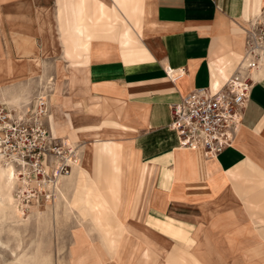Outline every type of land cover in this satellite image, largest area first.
I'll return each mask as SVG.
<instances>
[{
  "label": "crops",
  "instance_id": "crops-1",
  "mask_svg": "<svg viewBox=\"0 0 264 264\" xmlns=\"http://www.w3.org/2000/svg\"><path fill=\"white\" fill-rule=\"evenodd\" d=\"M262 6L264 0H0L4 32L14 34L9 51L0 47V81L14 80L25 65V80L63 74L48 128L55 136L62 126L56 118L70 126L73 119L68 138L92 139L64 179L67 204L92 221L111 264H264V67L253 74L232 147L218 157L179 147L167 128L171 104L194 89L216 88L233 71L243 28ZM48 13L61 42H48ZM82 177L88 185L81 192L95 200L72 206ZM82 257L95 264L94 255Z\"/></svg>",
  "mask_w": 264,
  "mask_h": 264
},
{
  "label": "rangeland",
  "instance_id": "rangeland-1",
  "mask_svg": "<svg viewBox=\"0 0 264 264\" xmlns=\"http://www.w3.org/2000/svg\"><path fill=\"white\" fill-rule=\"evenodd\" d=\"M45 16L49 19L54 31L53 40H48V42H61L55 18L50 16V13ZM2 21L0 20V47H6L5 51H7L8 41H13L14 34L12 32L6 35V31L4 32L6 28L2 26L4 22ZM13 24V21L9 24L10 29ZM0 50L2 51V48ZM21 54L19 53L15 58L21 60L22 63L27 62L25 58H19L23 57ZM11 59L15 60L12 56ZM26 67L28 66L25 65L23 69ZM23 69L18 74L20 76L17 75L14 80L0 81V104L9 110L15 109L19 115L25 113L29 118L35 117L41 101L43 103L41 109L44 108L43 115L36 116L40 130H44L46 137L51 135L56 139L54 140L55 145L52 144L49 148L56 146L63 150L66 146L70 147L69 149L73 151L72 159H76L77 164L81 163L84 145L92 139L86 136H79L73 140L68 138L69 133H74L71 128L76 127L75 120L71 119L70 126V123L64 125L56 118L55 121L58 124L61 123L62 126L55 136L48 128V115H51L52 106L57 105L60 99L59 94L62 91V82L56 79L62 78L63 74L57 75L56 79L40 74V76L25 80L29 74L26 76ZM76 80L78 82L79 77ZM55 92L58 96L55 98L56 103L52 104ZM49 106H51L50 109ZM29 131L30 134H34L32 130ZM0 151L5 157L4 162L15 159V152H12L10 148L0 147ZM26 162L23 166L15 160L14 166L20 174V181L25 182L23 184L14 183L11 190L16 207L21 211L17 213L22 215V221L16 226L12 219L3 218L0 213V242L3 244L0 245V264H84L86 262L85 257H82L84 254L87 258L94 255V260L91 262L95 264H111V259L107 256L109 254L103 247L101 235L94 228L92 221L82 218L77 210L70 208L67 204L71 193L70 184L67 182L66 184L64 180L62 185H58L61 193L53 189L52 182L55 181L53 175L56 174L55 167L61 162L60 159H53L50 163L48 157L45 160H40V158L36 160V155H30ZM0 163L3 164V161L0 160ZM76 163L74 166L77 165ZM72 165L67 168L68 174L62 175L65 176L64 178L71 174ZM45 167H48L47 172H45ZM64 184L66 187H62ZM86 185H88L87 178L82 177L78 180L70 199L72 206H76L78 202L95 200L94 195L81 192ZM87 264H90V261H87Z\"/></svg>",
  "mask_w": 264,
  "mask_h": 264
},
{
  "label": "built area",
  "instance_id": "built-area-1",
  "mask_svg": "<svg viewBox=\"0 0 264 264\" xmlns=\"http://www.w3.org/2000/svg\"><path fill=\"white\" fill-rule=\"evenodd\" d=\"M243 33L240 59L220 85L194 89L169 106L167 128L175 134L178 146L198 151L207 159L216 158L232 147L255 85L253 74L264 67L263 7L250 18ZM41 106L40 101L35 117L28 118L27 114L19 115L0 104V147L10 148L15 152V160L22 164L27 163L30 155H36V160L48 157L50 162L59 158L61 162L55 167L53 176L66 175L68 166L75 164L76 159H72L70 147L49 148L55 145L56 139L51 135L46 137L44 130H40L36 116L43 115Z\"/></svg>",
  "mask_w": 264,
  "mask_h": 264
},
{
  "label": "bare ground",
  "instance_id": "bare-ground-1",
  "mask_svg": "<svg viewBox=\"0 0 264 264\" xmlns=\"http://www.w3.org/2000/svg\"><path fill=\"white\" fill-rule=\"evenodd\" d=\"M15 110V109H14ZM235 141V140H234ZM68 145V144H66ZM65 146V145H64ZM75 146V145H74ZM67 147V146H66ZM75 153V152H74ZM7 155V154H6ZM11 155V154H10ZM12 156V155H11ZM8 158V157H7ZM0 160L3 161V164L0 163V213L3 216V218L7 217L8 219H12L14 225H18L19 222H21L22 220V215L18 214L17 212H20L17 207L16 204L14 202V199L11 195V190L13 188V184H23L25 181H20L19 178V173L16 171L15 166H14V162L15 159H12L11 161H5V157L3 155H1L0 153ZM58 162V161H57ZM51 163V162H50ZM21 164V163H20ZM19 164V165H20ZM77 164V163H76ZM56 165V164H55ZM74 164L71 167V170L73 168ZM48 167H45V172H47ZM52 168V167H51ZM25 169V168H24ZM22 171V170H21ZM25 171V170H24ZM50 172V171H49ZM72 173V171L70 172ZM71 175V174H70ZM66 176L67 178L70 176ZM52 177V176H51ZM65 176L62 175H56L55 176V181L52 182L53 185V189L57 190L58 185L61 184V182L66 179L64 178ZM53 180V179H52ZM22 186V185H21ZM19 191V190H18ZM58 192L60 193V190L58 188ZM54 194V192H53ZM63 194V193H62ZM17 213V214H16ZM23 223V222H22ZM0 245H3L0 242Z\"/></svg>",
  "mask_w": 264,
  "mask_h": 264
}]
</instances>
